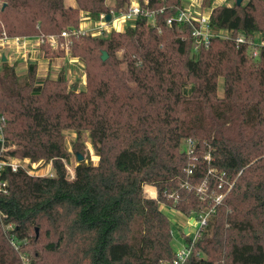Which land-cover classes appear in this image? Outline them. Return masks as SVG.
<instances>
[{"label":"trees","instance_id":"trees-1","mask_svg":"<svg viewBox=\"0 0 264 264\" xmlns=\"http://www.w3.org/2000/svg\"><path fill=\"white\" fill-rule=\"evenodd\" d=\"M74 1L0 0V36L60 35L132 2ZM138 1L156 12L155 24L140 14L107 36L73 34L82 89L64 68L51 78L37 60L24 73L20 59L0 60L3 153L54 169L1 170L8 193L0 190V264H23L22 254L28 264H171L177 249L163 205L196 220L214 208L185 264H264V0H202L215 35L198 47L189 22H167L183 0ZM40 48L49 59L66 54ZM66 129L88 131L99 157L80 161L73 178ZM2 146L0 139V153Z\"/></svg>","mask_w":264,"mask_h":264},{"label":"built area","instance_id":"built-area-1","mask_svg":"<svg viewBox=\"0 0 264 264\" xmlns=\"http://www.w3.org/2000/svg\"><path fill=\"white\" fill-rule=\"evenodd\" d=\"M140 14H145L148 16V20L151 23L155 24V17L156 12L148 11L144 9L138 0H132L128 10L122 14H118L120 18H118L119 21H125L129 22V24L134 25L137 17ZM88 21V20H87ZM85 22H82L80 28L78 30H64L60 35L58 34H48V35H39L36 37L31 36H22V35H15L11 36L6 31L2 33L0 36V60H3V56L7 55L8 59H11L12 55H16L17 58L15 59H22V60H29L30 57H32L35 53L34 51L41 50L42 44H47L53 49H63L67 54H69L71 45L73 43V34L76 33H82L87 34L91 33L95 36H107L110 31H107V25L110 21L106 20V14H103L99 21L91 23V25H85ZM168 24H173L174 22H189L192 26V35L195 38L196 46H201L203 44L207 45L209 44L211 38L215 35V33L212 31L210 27V11H204V10H197L190 6H183L179 8L177 14L173 17L168 18L167 20ZM222 35L227 36L226 32H222ZM238 43H244L249 42L247 41L246 37L244 35H239L236 39ZM251 44L253 42L250 41ZM259 44H263L258 42ZM9 54H7L8 52ZM10 53L12 55H10ZM258 49H254L252 51L253 56H258ZM0 126V131H1ZM0 139L3 141L2 146V152L0 153V174L1 170L6 167L10 166L13 171H17L19 168H24L23 166L19 165L15 160H11V158H14L15 156H9L4 155V151L7 150L4 145V136L0 135ZM188 147L187 150L190 154H193V148L194 143L193 141H188ZM196 158V156H193ZM192 172V169L189 170V173ZM74 177V176H73ZM72 177V178H73ZM229 189L232 187L233 182H228ZM205 184V181L203 184H201L198 188L199 191L203 189V186ZM224 187V183L221 181L218 184V188L222 189ZM0 190H2L4 193H8L7 189V181L0 180ZM228 190L221 191L218 193L215 197V203H219L222 201V199L227 194ZM213 207L210 208V210L206 211L204 214L200 215V218L196 220V218L193 217V223L190 222L192 218H189V226H188V232L186 233L188 236L187 241H185L184 245L176 250V257L172 261L171 264H185L189 256L191 255V252L193 250L194 244L198 237H200L203 233V227L207 223L208 216L210 215V212L213 211ZM190 226H193V231L191 232ZM185 230V229H184ZM23 264H27V262H24Z\"/></svg>","mask_w":264,"mask_h":264},{"label":"rangeland","instance_id":"rangeland-1","mask_svg":"<svg viewBox=\"0 0 264 264\" xmlns=\"http://www.w3.org/2000/svg\"><path fill=\"white\" fill-rule=\"evenodd\" d=\"M114 0H108L109 3H113ZM69 4L73 3L74 0H67ZM234 0H214V5L217 4H226V3H233ZM185 6H190L194 9H201L207 11L210 9H205L202 7V0H183ZM120 18L118 15L112 16L109 24L106 26L107 31H111L115 28L116 30H121L122 28H126L129 25V22L119 21ZM88 25H91L88 23ZM260 41V39H258ZM258 41V42H259ZM261 42V41H260ZM8 52V51H7ZM40 50L38 51L39 54ZM34 55L29 58V60H37L38 61V72L42 76H49L51 78H56L63 68L66 71L68 77L69 84H76L79 89L85 87L86 84V74L84 72V63L77 57H73L70 54H64L62 57H57L54 59H49L43 56L42 52L38 55L36 51H34ZM9 54V52L7 53ZM10 55H12L10 53ZM9 61L14 62L16 55H12L9 57ZM18 71L20 73H24L27 68V61L21 60L18 62ZM223 88V79L220 80V94H222ZM65 136V145L66 149L69 153V160L66 161L67 172L70 178L75 175V168L79 164L78 160V153L83 154L84 160L86 162L92 161L94 163L98 162V155L96 154L94 147L92 145L89 132L85 131L82 132V136H77V132L73 129H66L64 130ZM80 146L82 150H76V146ZM188 145L186 144V148ZM15 160L19 165L23 166L25 169L28 170L30 174L34 175H53V162L52 161H36L32 162L28 158H20L14 157L11 160ZM152 187L147 186L148 192L151 190ZM153 190V189H152ZM163 209L167 212L168 215L171 217L172 227H173V246L175 249L182 247L185 243L184 238V229L188 227L190 222L188 217L182 215L181 213L175 212L171 207L163 205ZM191 232L193 231V226H190ZM22 263L27 262L29 263V256L26 254H22Z\"/></svg>","mask_w":264,"mask_h":264},{"label":"water","instance_id":"water-1","mask_svg":"<svg viewBox=\"0 0 264 264\" xmlns=\"http://www.w3.org/2000/svg\"><path fill=\"white\" fill-rule=\"evenodd\" d=\"M237 1H238V4H241L243 0H237ZM4 5H5V4H4ZM111 18H112V14H111V13H108V14L106 15V20H107V21H110ZM107 57H108L107 52H104V54H103V59H107ZM6 59H7V56L4 55V56H3V60H6ZM77 156H78V160H79V161H82V160L84 159V156H83V154H81V153H78ZM193 221H194V220H193V218H192V219L190 220V222L193 223ZM188 229H189L188 227H185V230H184L185 233L188 232Z\"/></svg>","mask_w":264,"mask_h":264},{"label":"crops","instance_id":"crops-1","mask_svg":"<svg viewBox=\"0 0 264 264\" xmlns=\"http://www.w3.org/2000/svg\"><path fill=\"white\" fill-rule=\"evenodd\" d=\"M71 4H75V1L73 2V3H71ZM88 23H90V21H86L85 22V25H88ZM115 29H118V28H115ZM124 28H122L121 30H123ZM258 39H260V41L258 40ZM257 41H259L260 43H263L264 44V36L263 37H261V36H257ZM39 51V50H38ZM38 51H37V54H38ZM41 53V50H40V52H39V54ZM38 54V55H39ZM22 59H20V61H21ZM149 187H152V189L151 190H149L150 192H148V190H147V186H146V188H145V190H146V192L147 193H149L150 195H152V196H155L156 195V188L155 187H153V186H149Z\"/></svg>","mask_w":264,"mask_h":264}]
</instances>
